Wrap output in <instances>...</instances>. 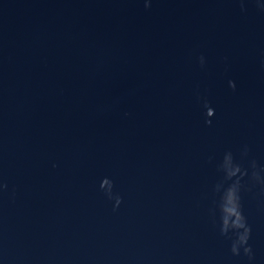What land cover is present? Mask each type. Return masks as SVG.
I'll use <instances>...</instances> for the list:
<instances>
[{
  "label": "water",
  "instance_id": "water-1",
  "mask_svg": "<svg viewBox=\"0 0 264 264\" xmlns=\"http://www.w3.org/2000/svg\"><path fill=\"white\" fill-rule=\"evenodd\" d=\"M0 264H264V13L0 0Z\"/></svg>",
  "mask_w": 264,
  "mask_h": 264
},
{
  "label": "clouds",
  "instance_id": "clouds-1",
  "mask_svg": "<svg viewBox=\"0 0 264 264\" xmlns=\"http://www.w3.org/2000/svg\"><path fill=\"white\" fill-rule=\"evenodd\" d=\"M201 62H203V57H201ZM231 87L235 88V83L233 81H229ZM214 110L211 107L207 108V116H211ZM210 123V121H208ZM237 172H240V167L237 165L232 171L226 172L227 177L231 178ZM239 185L238 182H234L233 184L229 185L223 192L221 196V201L226 203H221L219 205L220 212H221V219H222V227L221 231L223 233H228L229 230H235L236 240L233 241L231 251L233 254H239L240 246L244 245V252L246 254L251 255V247L247 246V240L250 234V228L247 226L246 219L241 211L240 201H239V194H238ZM231 194V199L226 201L225 197L226 194ZM119 203V200L117 201ZM224 213L227 214L229 217H233L231 224L229 226L226 217L223 215ZM240 229H243L241 232Z\"/></svg>",
  "mask_w": 264,
  "mask_h": 264
}]
</instances>
